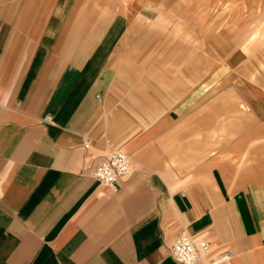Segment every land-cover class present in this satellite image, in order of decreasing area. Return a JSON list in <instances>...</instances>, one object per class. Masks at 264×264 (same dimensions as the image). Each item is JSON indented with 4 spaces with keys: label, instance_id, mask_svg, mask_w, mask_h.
<instances>
[{
    "label": "crops",
    "instance_id": "crops-1",
    "mask_svg": "<svg viewBox=\"0 0 264 264\" xmlns=\"http://www.w3.org/2000/svg\"><path fill=\"white\" fill-rule=\"evenodd\" d=\"M211 3L0 0V264H180L185 232L212 245L198 264H264V81L236 52L223 75L196 47L157 62V10ZM116 149L112 189L93 166Z\"/></svg>",
    "mask_w": 264,
    "mask_h": 264
},
{
    "label": "rangeland",
    "instance_id": "rangeland-1",
    "mask_svg": "<svg viewBox=\"0 0 264 264\" xmlns=\"http://www.w3.org/2000/svg\"><path fill=\"white\" fill-rule=\"evenodd\" d=\"M155 14L162 22L158 28L172 33L177 40V44H173V54L158 55V63H196L197 56L177 54L175 49L177 45L181 51L196 47L204 52V63L206 68L209 66L205 77L210 68H220V75H223L236 52L237 78L264 81V0H212L208 7L162 8ZM202 34L204 40H201ZM239 34L242 35L235 37ZM212 42L220 46L216 56L208 50ZM173 75H180V72Z\"/></svg>",
    "mask_w": 264,
    "mask_h": 264
},
{
    "label": "built area",
    "instance_id": "built-area-1",
    "mask_svg": "<svg viewBox=\"0 0 264 264\" xmlns=\"http://www.w3.org/2000/svg\"><path fill=\"white\" fill-rule=\"evenodd\" d=\"M46 120H50L48 117ZM132 157L121 149L112 151L93 166L94 176L105 186L117 189L119 181L131 171ZM212 251L207 240H194L188 233L178 236L172 245V254L180 264L203 262ZM233 257V251H226L212 258L209 264H221Z\"/></svg>",
    "mask_w": 264,
    "mask_h": 264
}]
</instances>
